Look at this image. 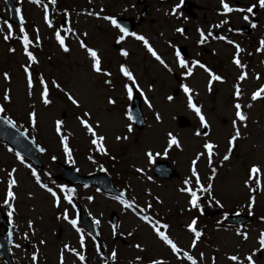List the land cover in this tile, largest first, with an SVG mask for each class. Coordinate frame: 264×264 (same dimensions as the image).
<instances>
[{"label":"rangeland","instance_id":"rangeland-1","mask_svg":"<svg viewBox=\"0 0 264 264\" xmlns=\"http://www.w3.org/2000/svg\"><path fill=\"white\" fill-rule=\"evenodd\" d=\"M38 1L40 3L34 4L31 0H19L23 19L20 28L8 25L4 19L0 20L1 114L24 129L44 149L39 155L43 169L39 170L22 158L17 160V155L0 142L1 204L7 191V173L15 170L13 179L16 184L12 188L15 198L9 202L13 206L11 248L16 263L30 264L23 262L22 257V252L26 254L27 250L23 247L27 246H34L42 264H57L56 257L66 253L60 248L65 244L76 249L77 253L80 249V234L72 230L63 218L67 214L69 219H76L77 205L82 206L93 221H98L103 240L109 241L112 236H117L116 242L109 244H113V248L118 250V254L112 259L118 261L117 264H132L134 257L140 255H149L148 259L144 256L147 260L163 258L165 248L161 245V240L154 228L141 219L139 208L146 209L147 199L153 200L155 207L167 213L169 218L164 220L167 222L164 233L176 246L196 252V248L202 245L197 249L201 250V264H209L212 252H215L216 264H225L228 261L226 255L254 249L256 231L247 233L248 237L245 239L240 231L211 230L210 225L215 222L199 217L195 224L204 225L206 230L197 231L201 235L200 241L196 242L195 234L193 236L192 232L179 227L194 220L189 210L192 208L188 203L191 199L189 191H182L185 187L200 193L206 202H217L228 210H248L251 203L253 210L264 214V97L251 99L252 91L259 83L251 86L250 82L253 74H258L264 80V68L259 62L264 61V49L257 51L258 60L253 65L254 71L246 70L245 79L241 80L238 79L241 72L230 64L232 49L221 52L222 46H218L217 57L223 60V68L226 69L221 75L226 80L215 82L211 94L203 90L205 78L202 84L196 77L189 80L194 88L193 103L200 108L208 124L207 128H201L199 118L187 107L186 96L180 94L172 101H165V98L160 97L161 93L172 95L168 88L172 89L171 75L163 72L159 62L148 56L141 41L153 42L157 52L165 54L167 46L163 37L170 33L162 28V16L173 5L174 0H150L153 3L150 17L159 18L156 24L152 28L147 23L143 24L132 38L122 39L123 50L127 53L124 60L133 76L132 82L145 88L144 98L147 103H142V109L147 124L138 131L128 114L130 98L125 85L128 86L131 80L120 71L123 61L112 46L118 35L117 29L110 26L109 20L99 17L102 13L119 11L121 7L112 6L106 0H55L57 11L63 10L72 18L64 30H59L57 26L45 23L42 3L48 0ZM230 1L247 4L251 0ZM213 3L218 9L217 1ZM81 7L90 13L89 17L84 18L72 12L79 11ZM0 13L6 17L4 5H1ZM262 15L264 11H259L260 24H264ZM9 27L12 35L5 39ZM259 28L260 31L263 29ZM58 33L66 38L67 52L58 44ZM23 36H27V50L34 57L31 62L25 55ZM137 36L144 40L137 39ZM261 41L264 39L254 43L255 49L256 45L261 48ZM82 42L84 48L81 47ZM89 48L97 53L99 72L92 69V58L87 51ZM166 57L170 60V52ZM25 68L28 69L27 73ZM5 74L8 76L7 80ZM234 77L236 81H233ZM29 79L32 81L31 88L28 86ZM41 80L44 81L43 84ZM151 80L156 81L153 83L154 89H148ZM237 82L239 85L233 86ZM45 88L46 98L49 100L47 105L43 103L44 97L41 95ZM237 89L239 98H234ZM6 91L8 100L4 99ZM68 95L77 100V105L71 103ZM109 99L114 103L110 104ZM237 103L241 105V110L246 111L243 122L238 121L235 116L234 106ZM30 112L34 113V123L29 120ZM84 113L88 115L85 116ZM178 115H184L189 125L178 127ZM80 119L89 124L97 137H103L99 145L103 151L91 143L92 133L81 125ZM57 120L62 122L59 133L56 131ZM233 121H237L236 128H233ZM198 131L202 134L196 135ZM236 131H239L240 136L233 141L236 148L230 152L232 145L228 144V140ZM205 132L208 133L206 136L203 135ZM169 133L177 138L179 147L168 146ZM61 136L67 137L71 160L64 154ZM205 142L215 145L211 157L203 148ZM146 153H151V160L163 159V155H167L166 160L178 171L179 177L170 180L155 178L150 171L152 164ZM226 154L229 159L225 161L223 156ZM54 160L70 165L80 174L105 171L117 187L129 196L128 201L123 200L128 206L125 207L121 199L104 195L92 186H73L72 204L69 199H65L69 196H63L61 192V196L53 197L47 189L57 191L63 185L53 178L58 173ZM193 160H196L195 165L192 164ZM253 165L258 167L259 173L250 172ZM193 167L196 176L192 175ZM137 169L141 171L137 172ZM32 171L36 172L45 188L36 183ZM7 210L8 207L4 209L6 213L9 211ZM113 211L118 216L115 227L109 220V213ZM120 239L128 240V245L132 242V248L127 251V248L121 247ZM133 245H139L140 250H136ZM238 247L244 250L240 251ZM68 253L69 258L74 255L69 250ZM240 255L244 257L245 254ZM233 262L231 264H239ZM0 264H4L2 260ZM254 264L264 262L254 260Z\"/></svg>","mask_w":264,"mask_h":264},{"label":"snow or ice","instance_id":"snow-or-ice-1","mask_svg":"<svg viewBox=\"0 0 264 264\" xmlns=\"http://www.w3.org/2000/svg\"><path fill=\"white\" fill-rule=\"evenodd\" d=\"M31 2L34 3V4H36V3H38V0H31ZM50 2H51V3H54L55 0H50ZM220 4H221V7H222V9H223V11H224L225 13L232 12V11H246V12H248V13H252V12H253V7H254V6H250V7L246 8V9H240V8L233 9L232 7L229 6L228 3L225 2V0H220ZM258 4H259V6H260L261 8H264V0H258ZM179 7H180V5L177 4V5L172 9V12L174 13V12L176 11V8H179ZM15 12H16V16H17V17H20L21 9H20V8H16V9H15ZM44 19H45V23H48L47 9H45V17H44ZM104 19H105V20H109L110 18H109V17H104ZM243 19H244V20H248L249 18H248V16H244ZM112 23H113V25H115L116 27H120L119 25L116 24L115 20H112ZM49 26H51V25H49ZM218 26H219V25H217V27H218ZM251 26H252V27H256L255 23H253ZM120 31L126 33V30H125L124 28H120ZM176 31H177V32H182L183 30L180 29V28H177ZM197 31L200 32V41L202 42V41L205 39L204 33H203L200 29H197ZM21 33H23V29H21ZM11 35H12V29H11V27H9V29H8V34H7V36L5 37V39H7L8 37H10ZM208 35L211 36L212 33L209 32ZM136 38L139 39V40H144V38L141 37V36H137ZM216 38H217V39H220V40H224V39H225V37H223V36L216 37ZM56 39H57L58 42L60 43V47H61L65 52H67V51H68V48L65 47V45H64V41L61 40V38H60V34H59V33L56 35ZM120 39L122 40V39H123V36H121ZM22 43L25 45V55L27 56L28 60H29L30 62L33 61V60H34V57H33L32 53L29 52V51L27 50V44H28V38H27V36H23V37H22ZM229 43H232V42L229 41ZM144 45H145V47L147 48V50L152 54V56H154V57H155L158 61H160L162 64L164 63L163 60H162V59L156 54V52L153 51V49L148 45V42H147L146 40H144ZM81 47L84 48L85 45L82 43V44H81ZM261 49H264V41H261V48H258L257 51H260ZM239 50H240V49H239V47L237 46V51H239ZM10 51H12V49H10ZM87 51H88V54L90 55V57L92 58V69H93L94 71L99 72V71H100V67H99L100 62H99V59H98V56H97L96 51H94V50L91 49V48L87 49ZM121 55H127V53L124 52V51L122 50V51H121ZM175 55H176V58H177V60H178L179 65H180L181 67H185V66H186V65H185V60L181 58L180 52H176ZM191 63H192L193 65H195V64H198L199 62L193 60ZM233 63H235L238 67L240 66V61H239L238 59H234V60H233ZM199 66H200L201 68H203L206 72H209V75L211 76V79H212V80H217V81H219V80L222 79V78H221L220 76H218V75H213V74H212V73H211V72H210V71H209V70H208L203 64H199ZM24 70H25L26 73L28 72V69H27V68H25ZM120 71H121V72H122V73H123V74H124L129 80H133V76H132V74H131L126 68H124L123 66H121ZM191 71H192V69H191V68H188V72H187L186 74H190ZM105 74L107 75V73H105ZM5 79H6V80L8 79L7 74H5ZM238 79H241V80L244 79V74L242 73L241 76L238 77ZM133 82H134V81H133ZM43 83H44V81L41 80V84H43ZM105 83H107V81H105ZM209 83H211V81H210ZM28 86H29V88H31V86H32V81H31L30 79L28 80ZM125 88L128 90L129 98H131V89H128V86H127V85H125ZM180 88L183 90V92L185 93V95H187V107H188L189 109H191V110L195 113V115L199 118V122H200V126H201V128H207V127H208V124H207V122H206L205 117L201 114V110H200V108L197 107V106L193 103L192 96H191V95H188V93L191 92V89H190L189 87H187L185 84H181V85H180ZM262 92H264V90H262ZM260 94H261V92H253V93H252V96H251V99H252V100H256L257 97H258V95H260ZM41 95H42V97H44V98H43V103H44L45 105H47V104L49 103V100L46 98V97H47V89H46V88H45L44 91L41 93ZM236 95H237V96L239 95V90H238V89H237ZM4 99H5V100H8V99H9V96H8V94H7V91L5 92ZM68 99L71 101V103H72L73 105H77V103H78L77 100L74 99L71 95H68ZM168 99L171 100L172 97H168ZM108 102H109L110 104H111V103H114V101L111 100V99H109ZM145 103H147V101H145ZM234 107H235V109H236V111H235V116H236L237 120L240 121V122L245 121L246 117H245V116L242 114V112H241V105H240L239 103H237V104H235ZM0 112H3V109H2V108H0ZM84 115L87 116L88 113H84ZM28 116H29V120L32 121V122L34 123V113H31V112H30V113L28 114ZM130 118H131V117H129V119H130ZM156 118H157V120H159V116H157ZM4 119H5V122H6V123H8L9 125H12L13 122H12L10 119H8L7 117H5ZM78 119H79V118H78ZM61 123H62V122L59 121V120L56 121V131H57V133L60 132V126H61ZM80 123H81V125H82V126H83V127L89 132V133H92L93 138L91 139V143H92L93 145H97V146H98V150L103 151V148L99 146V145H100V141L103 139V137H97L96 134L93 132L92 128L89 126V124H88L85 120L80 119ZM236 126H237V121H233V128H236ZM129 131H131V128H129ZM21 134L23 135V133H21ZM195 134H196V135H201L202 133L198 131V132H196ZM207 134H208L207 132L203 133V135H205V136H206ZM239 136H240L239 131H236L235 134H234L233 136H231L230 139L228 140V144H229V145H232L233 141H235ZM168 137H169V138H168V146H169V147H171L172 145H175L176 147H179L178 140H177V138H176L175 136H173L171 133H169V134H168ZM117 139L119 140L120 137H117ZM66 140H67V137H63V136L60 137V142H61V144L63 145L64 154H65V156H66L69 160H71V155H70V153H69V148H68V146H67V144H66ZM214 147H215V145H213V144L210 143V142H205V143L203 144V148L208 152L209 157H211V155H212V149H213ZM38 150L41 151V152L44 151L43 148H38ZM165 151H167V149H165ZM105 154H107V153H105ZM146 155H148L149 160H151V153H146ZM198 155H199V154H198ZM16 158H17V160H20V156H19V154H17V157H16ZM197 158H198V157H197ZM223 159H224L225 161L228 160V159H229V155H227V154L224 155V156H223ZM21 163H23L22 160H21ZM195 163H196V160H193V161H192V164L195 165ZM14 171H15V170L13 169L12 171H8V173H7V176H8V181H7V191H6L5 198H4V200H3V203H4L5 205H7L8 210H9V211H8V215H9V223H11V217H12V213H13V206H12V204H11L9 201L15 198V197H14V192L12 191L13 186L16 184L15 179H13V173H14ZM136 171L139 172V171H141V169H137ZM213 171H215V170H213ZM259 171H260V170L258 169V167H257L256 165H253V166L251 167V169H250V172H251V173H254V174L259 173ZM192 175H193V176H196V175H197V173H196L194 167H193V169H192ZM32 176L36 178V183H37L41 188H45V187H46L43 183H41V181H40L39 177H37V174H36L35 171H32ZM250 178H251V177H250ZM187 183H188V181L186 180V181H185V184H187ZM197 183H199L198 180H197ZM246 183H247V182H246ZM47 190L52 194L53 197L56 196V193H55V192H52L51 188H48ZM61 190H62V191H67V192H69V193H71V191H72L71 189H64L63 186H61ZM182 191H189V194H190V196H191V199L188 201V203H189L190 205H192L193 207H197V204H196V201H197V195H196V193L190 191V190H189L188 188H186V187L183 188ZM122 195H123V194H121V196H122ZM65 199H69V202H71L70 197H65ZM89 199H91V197H89ZM121 203H124L125 207L128 206L127 203L124 202L123 200H121ZM248 207H249V209H251L252 204L249 203ZM249 214L251 215V212H250ZM63 218H64V219H65V220H66V221H67V222H68L73 228H76L77 221H76L75 219H69V217H68L67 214H65ZM141 219H143V220H148L149 217H147V216H143V217H141ZM94 223H98V221H94ZM194 224H195V220H193L191 223L188 224L187 227H188V230H189V231H194V229H193V225H194ZM29 227H31V224H29ZM160 227H161V228H162V227H166V225H161ZM76 230H77V232L80 231L78 228H76ZM154 230H155V232H156V235H157V236H158V237L164 242V244L168 245V246L171 248V251H172L173 253H176V252L179 251V249H178V247L176 246V244L173 243V241H172L171 239H169V237H168L167 235H165V233H164L163 231H160L159 229H156L155 227H154ZM200 235H201L200 232H195V236L199 237ZM26 238H27V237L25 236V239H26ZM244 238H245V239L247 238L246 235H245ZM41 243H44V241H41ZM194 243H195V241H193V244H194ZM259 245H260V248L264 249V232H262V233L260 234V237H259ZM80 246H81V247H84V244H83V237L80 238ZM17 247H19V245H17ZM136 247L139 248V245H136ZM64 248L67 249V250H69V251H71L73 254H77V253H76V249H72V248H70L69 245H67V244L64 245ZM115 255H116V253H115V251H113V253L111 254V258L114 259V258H115ZM184 255H185V257H186L188 260H191V261H192V264H196V261L193 260L191 256H189L187 253H185ZM78 258H79V260L81 261V264H83V261H84V256H83V254H78ZM137 259H139V258H137ZM228 259L231 260V261H236L238 258H237V256H229ZM245 259L247 260L248 264H254V261H253V259H252V256H247ZM32 260H33V262H34V264H35V262L37 261V256H36L35 253H33V255H32ZM61 264H63V259H62V257H61ZM152 264H161V262L157 260V261H153Z\"/></svg>","mask_w":264,"mask_h":264},{"label":"flooded vegetation","instance_id":"flooded-vegetation-1","mask_svg":"<svg viewBox=\"0 0 264 264\" xmlns=\"http://www.w3.org/2000/svg\"><path fill=\"white\" fill-rule=\"evenodd\" d=\"M190 1H193V5H190L189 12L184 10L182 0H179L178 4L180 7L176 8L174 13L168 11L167 13L170 14L163 16L165 28H167L170 33L166 37V44L169 46L167 54L176 50L180 52L181 55L185 56L183 58L186 66L178 67V72L176 73L174 71L172 72L171 67H173V64L171 61L166 59L163 64L162 70L171 75L170 85L173 87V92L177 95L181 90L180 85L187 82L195 73L194 68H196V72L201 71L202 73H206L203 68V70H199L196 67H200L199 64H203L212 74L217 71V68L223 67V61L217 58V53L219 52L218 46H222L220 50L222 52L228 49V45L225 42H221V40L216 37L223 36L226 40L233 37L241 38L242 36L237 33V29L241 32L245 25L250 28V34L252 35L256 27H252L251 25L253 23L256 25L258 22V17H253L235 26L226 14H217L216 6L213 3L214 0ZM115 2H119L124 7H127L125 13L128 14V17H132V6L128 4L129 0H115ZM147 6L148 11L146 19L151 8L150 5ZM253 13L255 14L256 12L253 11ZM119 16L126 15L120 14ZM147 21H149L150 24H155L157 20L154 17L148 16ZM217 25L219 26L217 27ZM177 28L183 31L177 32ZM197 29H200L204 33L205 39L202 42L200 41V32H198ZM209 32L212 33L211 36L208 35ZM193 60L199 63L193 65L191 63ZM188 68L192 69L190 74H186ZM132 264L137 263L132 261Z\"/></svg>","mask_w":264,"mask_h":264},{"label":"water","instance_id":"water-1","mask_svg":"<svg viewBox=\"0 0 264 264\" xmlns=\"http://www.w3.org/2000/svg\"><path fill=\"white\" fill-rule=\"evenodd\" d=\"M11 7L12 9L14 10L15 12V8L12 6L11 4ZM131 113L133 114L135 120L137 122H139L138 124L140 125L142 121V117H141V114H140V111H139V104H138V101L136 100L135 104L133 107H131ZM180 124H183V123H180ZM0 138L4 139L5 141H7L13 148H15L18 152H21L20 149L18 148L17 144L16 143H20V144H23L25 143L26 144V141L25 139L23 138V135L20 133V132H16L14 130H11L1 119H0ZM29 153L34 154L35 152V149L29 147ZM22 153V152H21ZM25 154V153H23ZM110 181L109 179L107 178V185L108 187H110ZM207 214H212L210 211L207 210L206 212ZM83 219H85V217L83 216ZM87 222V220H86ZM88 223V222H87Z\"/></svg>","mask_w":264,"mask_h":264}]
</instances>
